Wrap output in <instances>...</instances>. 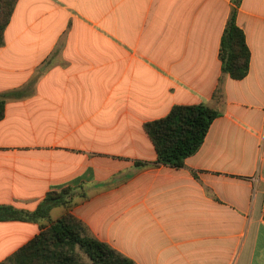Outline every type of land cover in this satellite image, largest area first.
Returning a JSON list of instances; mask_svg holds the SVG:
<instances>
[{
	"label": "crops",
	"instance_id": "crops-1",
	"mask_svg": "<svg viewBox=\"0 0 264 264\" xmlns=\"http://www.w3.org/2000/svg\"><path fill=\"white\" fill-rule=\"evenodd\" d=\"M232 9L240 78L218 57ZM0 98V205L80 185L69 211L137 264H264V0H15ZM198 102L218 114L197 149L155 162L143 123ZM45 223L0 218V264Z\"/></svg>",
	"mask_w": 264,
	"mask_h": 264
},
{
	"label": "trees",
	"instance_id": "trees-1",
	"mask_svg": "<svg viewBox=\"0 0 264 264\" xmlns=\"http://www.w3.org/2000/svg\"><path fill=\"white\" fill-rule=\"evenodd\" d=\"M14 2L0 0V44ZM233 12L234 9L222 29L218 57L221 72L240 78L246 73L249 51ZM2 113L3 99L0 98V117ZM217 114L216 109L202 102L177 103L172 104L164 115L145 121L143 129L152 142L155 162L181 166L184 158L197 149L210 121ZM83 195L80 185L64 186L47 190L31 211L0 205V218H47V223L40 224L39 230L11 252L3 264H137L105 241L92 236L69 211L73 197ZM54 205H61L63 211L55 218H48L47 212Z\"/></svg>",
	"mask_w": 264,
	"mask_h": 264
},
{
	"label": "rangeland",
	"instance_id": "rangeland-1",
	"mask_svg": "<svg viewBox=\"0 0 264 264\" xmlns=\"http://www.w3.org/2000/svg\"><path fill=\"white\" fill-rule=\"evenodd\" d=\"M63 208L61 206H55V208L52 210V214H57V212H62ZM85 259V258H84Z\"/></svg>",
	"mask_w": 264,
	"mask_h": 264
},
{
	"label": "built area",
	"instance_id": "built-area-1",
	"mask_svg": "<svg viewBox=\"0 0 264 264\" xmlns=\"http://www.w3.org/2000/svg\"><path fill=\"white\" fill-rule=\"evenodd\" d=\"M263 185H264V180H263Z\"/></svg>",
	"mask_w": 264,
	"mask_h": 264
}]
</instances>
